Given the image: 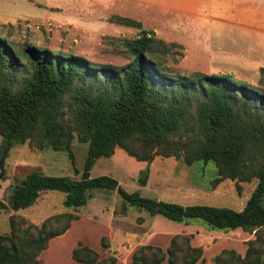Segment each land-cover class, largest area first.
<instances>
[{"label": "trees", "instance_id": "1", "mask_svg": "<svg viewBox=\"0 0 264 264\" xmlns=\"http://www.w3.org/2000/svg\"><path fill=\"white\" fill-rule=\"evenodd\" d=\"M111 21L139 29L136 37L122 41L128 61L119 66L30 44L16 49L0 37V179H7V160L15 145L28 142L34 150H64L73 161L72 141L88 144L80 179L30 168L13 178L15 186L6 201L0 199V210L15 213L30 207L41 192L55 190L64 194V207L78 212L92 190H114L121 214L136 207L174 222L254 234L245 241L244 255L224 248L212 264H264V67L259 69V86L230 74L174 72L160 60L166 50L153 30L126 16ZM116 147L146 162L156 156L186 165L212 161L214 186L230 179L238 193L240 183L256 184L241 210L144 197L111 176L90 177L96 159L110 157ZM148 176L146 167L135 180L143 186ZM72 211L51 215L40 224L12 214L9 233L0 234V264H40L39 254L49 240L65 233L77 218ZM101 245L108 247L105 237ZM202 254L189 236L175 234L166 249L140 245L130 264H197ZM71 257L80 264L116 263L114 256L100 259L96 250L81 243Z\"/></svg>", "mask_w": 264, "mask_h": 264}, {"label": "rangeland", "instance_id": "2", "mask_svg": "<svg viewBox=\"0 0 264 264\" xmlns=\"http://www.w3.org/2000/svg\"><path fill=\"white\" fill-rule=\"evenodd\" d=\"M115 16L133 18L143 28L153 30L155 37L164 42L160 48L166 50L165 54H159L160 60L174 72L230 74L237 81L260 85L259 69L264 67V0H0V37L16 49L30 44L81 56L98 65L119 66L128 61L122 41L136 37L139 29L112 22ZM22 76L23 73L18 74L17 79L21 80ZM71 150L73 161L64 150H34L28 142L15 145L7 160V179H0V188L5 186L3 192L0 189V199L7 200L15 186L14 177H22L36 166L44 173L43 168L53 175L80 179L88 144L74 139ZM188 166L192 167L183 173L169 175L166 191L169 196L174 193L183 196L188 193V185H193L195 197L187 202L241 210L256 184L255 180L242 182L238 193L230 179L214 186L216 168L212 161H197ZM97 191L108 192L106 196L96 193L95 205L99 210L115 203L111 201L112 190H92ZM63 195L60 191L46 190L26 209L15 213L10 209L0 210V234L9 233L12 214L23 217L26 223L40 224L51 215L69 211L62 203ZM119 209L117 202L118 213ZM86 210L82 206L79 212ZM141 213L148 214L145 210ZM97 215L96 222L82 221L70 233L53 238L39 254L40 264H80L71 258L75 238L80 235L92 241L105 231L106 218ZM131 217L140 221L136 212ZM194 224L210 230L201 222ZM213 232H219L222 237L206 246L205 256L211 263L215 253L223 248L241 249L240 241L245 234L242 229ZM261 235L264 239L262 231Z\"/></svg>", "mask_w": 264, "mask_h": 264}, {"label": "crops", "instance_id": "3", "mask_svg": "<svg viewBox=\"0 0 264 264\" xmlns=\"http://www.w3.org/2000/svg\"><path fill=\"white\" fill-rule=\"evenodd\" d=\"M19 161L22 162L21 160H18V162ZM37 164L41 165L40 162H37ZM146 167L149 169L148 180L145 185L141 186L136 182L135 179L139 171ZM191 167L192 166H188L183 163L180 164L173 157L156 156L150 162L136 160L134 157L128 155L121 147H116L114 153L110 157H99L96 159L90 169L89 174L90 177L101 175L111 176L115 178L118 183L127 191H137L141 196L144 197L155 198L158 200L174 202L182 205H190L195 204L193 202H187L188 199H193V197H195L196 189L193 187V185L192 187L188 185V193L184 194L183 196L181 193H174V196H169V192L166 191L168 190L167 179L169 175L173 174V172L177 173V171L183 173L186 169H190ZM43 169L46 174L53 175L52 173L47 172L45 168ZM93 172L96 173L94 174ZM65 176L72 178L70 175ZM160 177L161 179L154 181ZM133 181H135V184ZM3 185L0 188L2 192L5 188ZM180 188H182V186ZM96 193H98L100 196H106L108 192L91 191L90 198L83 206L85 209L87 208V210L83 213H80L79 211L75 212L77 218L71 221L69 229L63 234L66 235L67 233H70L75 225L82 221L84 222L87 220L93 223L96 222L99 218L97 214L103 215L106 218L105 221L107 225L105 231H102L98 237L92 241L90 239H84L80 235L76 236V244L73 248H76L79 242H81V244L87 245L90 248L96 250L99 253L100 259L106 258L108 256H114L116 258L115 264H130L132 252L140 245L150 244L159 246L162 249H166L173 235L183 234L190 237V243L192 246H200L203 249L202 260L197 264H212L205 256L206 246L215 244L216 241L222 237V234H219V232L217 233L213 232V230H205L201 226L197 227L194 224L195 221L186 224L170 221L160 215L151 216L148 213L146 216L141 213L140 209H133L136 207H129L125 214L118 213L115 210L118 200L116 191L114 190H112L110 196L111 201L113 200L115 203H112V205L109 207H104L105 209L100 207L101 210H99L95 205L97 201ZM132 211L136 212L137 217H140V221H137L131 217V213H133ZM243 235L244 237L240 241L241 249L231 248L235 249L241 255H244L247 247L244 242L255 237L253 233L250 234L245 232ZM102 237L107 239L108 247L105 249L101 245ZM52 239L53 238L49 240L48 245ZM221 250H219L217 253H219ZM217 253H215V255Z\"/></svg>", "mask_w": 264, "mask_h": 264}]
</instances>
